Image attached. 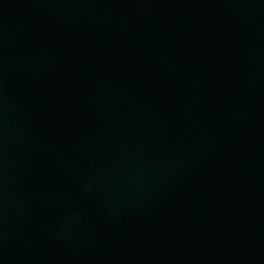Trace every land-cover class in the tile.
<instances>
[{"label":"water","instance_id":"1","mask_svg":"<svg viewBox=\"0 0 264 264\" xmlns=\"http://www.w3.org/2000/svg\"><path fill=\"white\" fill-rule=\"evenodd\" d=\"M0 264H264V0H0Z\"/></svg>","mask_w":264,"mask_h":264}]
</instances>
